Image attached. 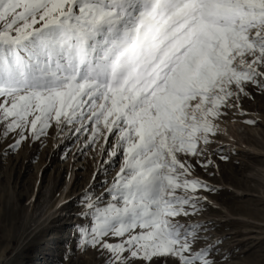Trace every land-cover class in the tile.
<instances>
[{
    "label": "snow or ice",
    "instance_id": "obj_1",
    "mask_svg": "<svg viewBox=\"0 0 264 264\" xmlns=\"http://www.w3.org/2000/svg\"><path fill=\"white\" fill-rule=\"evenodd\" d=\"M256 90L264 0H0L3 155L66 126L116 137L119 168L79 213L97 264H218L180 218L213 190L193 170L215 121Z\"/></svg>",
    "mask_w": 264,
    "mask_h": 264
},
{
    "label": "rangeland",
    "instance_id": "obj_2",
    "mask_svg": "<svg viewBox=\"0 0 264 264\" xmlns=\"http://www.w3.org/2000/svg\"><path fill=\"white\" fill-rule=\"evenodd\" d=\"M215 123L207 159L200 158L211 163L193 170L213 190H198L199 211L181 222L204 226L198 248L213 245L218 264H264V95L256 90ZM88 135L49 129L7 156L0 142V264H97L76 247L81 229L92 226L79 213L111 183L120 161L108 156L115 136L86 146Z\"/></svg>",
    "mask_w": 264,
    "mask_h": 264
},
{
    "label": "bare ground",
    "instance_id": "obj_3",
    "mask_svg": "<svg viewBox=\"0 0 264 264\" xmlns=\"http://www.w3.org/2000/svg\"><path fill=\"white\" fill-rule=\"evenodd\" d=\"M231 142V141H230ZM248 149H250V148H248ZM250 152V151H249ZM244 153L246 154V152L244 151ZM258 153V152H257ZM256 153V154H257ZM251 154H253V153H251ZM250 156V155H249ZM254 157V156H253ZM255 157H256V155H255ZM254 175V174H253ZM253 177V176H252ZM256 178V177H255ZM260 225H262V224H260ZM257 226V225H256ZM263 227V226H262ZM75 228V227H74ZM73 228V229H74ZM260 229V228H259ZM261 230H263V229H261ZM71 231V230H70ZM79 231V230H78ZM68 233H69V231H68ZM261 233V232H260ZM70 234V233H69ZM73 234H75V230H74V232H73ZM73 234H71V235H73ZM70 235V238H69V240H71L72 239V236ZM256 236V235H255ZM260 237V236H259ZM258 237V238H259ZM66 238H67V236H66ZM257 238V237H256ZM261 238V237H260ZM263 239V238H262ZM61 247V246H60Z\"/></svg>",
    "mask_w": 264,
    "mask_h": 264
}]
</instances>
